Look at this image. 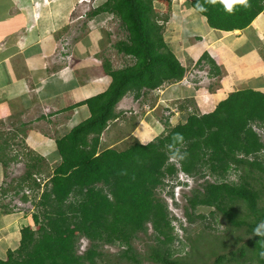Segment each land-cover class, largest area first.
<instances>
[{
  "label": "trees",
  "instance_id": "1",
  "mask_svg": "<svg viewBox=\"0 0 264 264\" xmlns=\"http://www.w3.org/2000/svg\"><path fill=\"white\" fill-rule=\"evenodd\" d=\"M198 2L203 4L204 0H190L189 4L199 11ZM250 5L237 8L234 15L227 14L220 4L205 5L208 11L199 12L210 27L234 31L248 27L264 11V0H250ZM99 12H110L120 19L126 38L115 42L114 47L130 57V63L114 68L105 59L111 78L109 88L87 99L91 115L56 140L61 162L53 168L41 195L32 196L38 208L32 213L38 227L23 225L19 246L8 249L6 257H0V264H100L97 258L104 254L105 244L122 246L114 264H142L146 259L154 264H199L192 261L193 253L173 257L172 244L178 237L169 206L158 195V189H164L166 178H174L179 171L204 175L205 167L216 179L193 190L189 208L213 207V216L219 211L228 224L244 225L248 232L243 246L230 254L218 253L209 264H246L248 260L264 264L259 256L264 241L253 234L257 223L264 220V204H260L263 191L250 180L254 170L264 175V136L255 129V125L264 126V91L250 87L233 91L213 110L192 113L185 122L170 128L166 116L163 120L168 129L164 127L163 134L147 143L137 141L124 150L100 149L101 135L109 121L120 116L116 105L129 91L135 98L142 97L149 90L181 81L188 67L165 40L166 17L159 16L154 0H106L93 10V14ZM202 57L211 60L210 75L220 74V66L208 53ZM177 132L185 138L181 151L187 152V158L168 163L165 145ZM43 160L35 156L27 164L14 187L15 196L25 186L40 189L34 174L41 173ZM242 168L239 180L227 179ZM29 198L21 195L24 201ZM238 201L247 205L251 220L246 215L240 217L235 207ZM187 215L191 222L196 218L190 212ZM197 217L206 216L200 213ZM149 225L157 243L143 255L133 241L141 232L148 233ZM82 237L89 239L90 245L79 252Z\"/></svg>",
  "mask_w": 264,
  "mask_h": 264
},
{
  "label": "crops",
  "instance_id": "2",
  "mask_svg": "<svg viewBox=\"0 0 264 264\" xmlns=\"http://www.w3.org/2000/svg\"><path fill=\"white\" fill-rule=\"evenodd\" d=\"M58 1L60 0H0V25L4 27V32L0 35V189L4 184L5 166L13 162H9L4 154L9 140L4 134L7 125L23 136L29 148L38 152L35 156L45 157L50 162V168H54L61 158L56 140L91 115L85 101L106 91L111 84L104 66L111 38L108 30L103 28V22L111 16H117L109 13L105 19L96 22L95 17L102 13L93 14V10L99 6V0L95 1L97 6L91 0H68V5L57 15L53 5ZM86 2H91L93 6H89V20L84 22L86 29L94 28L92 39H89V36L92 37L90 33L79 29L81 26H70L67 22L76 5L85 6ZM189 9L188 22L179 23L177 32L184 41L183 48L173 49L174 52L181 63L188 67V71L189 66L197 63L206 52L220 66L221 72L217 77L223 75L216 91L199 94L203 96V100L211 101L212 97L216 107L219 101L233 91L246 88L245 85L239 86L240 84L252 81L256 89L264 91V11L248 27L224 31L210 27L207 18L191 5ZM66 40L69 42L67 46L63 45ZM249 41L250 46L239 47ZM173 44L172 42V46ZM68 52H72V55ZM201 60L193 72L200 74L199 66L206 64L203 71L209 76L211 60L203 57ZM196 78L194 86L200 77ZM162 86L147 93L159 91ZM194 86L192 89L196 91ZM194 95L197 96L198 93L195 92ZM140 98L143 99V96L135 98L134 92L129 91L121 99L116 112L121 115L122 106H128ZM146 119L148 121L144 123L148 126L154 118ZM143 126L139 125L134 130L135 138L131 140L129 138L132 137H127L126 145L123 143L125 139H117L115 146L110 143L102 149L124 150L137 141H143L142 138L149 137L150 140L143 141L147 143L162 133H150L152 131L148 127L143 129ZM24 130L26 136L22 134ZM31 131L43 135L47 141L44 142L45 148L42 144H34ZM13 237L9 232L7 240L5 237L0 239V252L4 253L5 248L7 251L12 249L8 246V241H12ZM20 238L21 232L17 242H20Z\"/></svg>",
  "mask_w": 264,
  "mask_h": 264
},
{
  "label": "rangeland",
  "instance_id": "3",
  "mask_svg": "<svg viewBox=\"0 0 264 264\" xmlns=\"http://www.w3.org/2000/svg\"><path fill=\"white\" fill-rule=\"evenodd\" d=\"M96 0H91L94 3ZM100 4L104 0H99ZM98 1V5L99 4ZM91 2H86L87 4L83 6V4H77L75 10L69 14L67 22L70 26H81L84 32L90 33L92 37L89 36V39L93 38V30L92 27H84V22L88 21V8L93 6ZM157 10H159V16H165L166 20L164 23V36L167 43L174 50L183 48L184 41L179 38L178 35V26L180 24H184L188 22L189 15V3L190 0H154ZM68 0H60L53 5V8L57 12V15L61 14L63 7L68 5ZM187 5V6H186ZM97 6V5H96ZM87 13V14H86ZM110 12H102L97 15L95 18L96 22L99 20L105 19ZM117 16V15H116ZM161 18V17H160ZM86 24V23H85ZM91 25V24H90ZM89 26V25H87ZM95 27V25H94ZM112 27V30H111ZM103 28L108 30L109 36L111 38L110 43L108 45L109 50L106 52V59H109L114 68H120L128 63H130V57H124L123 54L119 53L117 49L114 47V42L122 40L126 38V31L121 26V21L118 17L111 16L107 21L103 22ZM171 29V30H170ZM4 32V27L0 25V35ZM80 33V32H79ZM81 34V33H80ZM98 36V34L96 35ZM88 37V36H87ZM97 38V37H96ZM172 42L174 43L172 46ZM69 45L68 40L63 45ZM112 44V45H111ZM244 45H251V42H246L239 47L241 48ZM69 53V52H68ZM72 52L69 53V55ZM70 59V57L68 56ZM67 59V60H69ZM132 62V61H131ZM8 65V64H7ZM190 65V64H188ZM207 66L206 64H204ZM199 66V73H194L192 71V66H189V73L194 74L195 76L200 77L197 85L194 86L196 91L192 89V87L186 88L187 86L181 83L177 85L165 84L162 86L159 91H151L146 93L143 96V99H137L134 103H130L128 106L121 107V115L120 117L110 120L107 128V134L105 135V130L101 135V144L100 149L108 146L110 143L112 146H115V141L125 139L123 143L125 145L127 137H132L129 139L135 138L133 133L137 126H143V129H150V133H161L162 129L166 127L164 124V118L169 116V126L168 128L176 125L179 122H185L187 117L192 113L202 114L205 112H209L213 110L215 107V101L210 98L211 101L203 100V96L199 94H209L213 91H216L217 85L220 84V80L222 77H214L213 75L207 76V74L203 71L205 66ZM9 66V65H8ZM209 67V66H208ZM207 67V68H208ZM193 69H196L194 67ZM202 71V72H201ZM209 74V73H208ZM210 77V78H209ZM5 79V77H4ZM196 80V79H195ZM201 80V81H200ZM246 86L250 88H256L255 84L252 82L246 84H240L239 86ZM244 86V87H245ZM263 88V86H262ZM198 93L197 96L194 94ZM168 93V94H167ZM133 94V93H132ZM167 94V96H166ZM221 98V97H220ZM116 105V111L119 109L118 104ZM134 104V105H133ZM154 118L153 122L149 123L148 126L146 118ZM142 121V122H141ZM141 122V123H140ZM145 122V123H144ZM140 123V124H139ZM14 125V124H13ZM77 125V124H76ZM17 127V126H15ZM257 127V126H255ZM166 127V129H168ZM2 131V129H1ZM25 130L22 131V134L26 136L24 133ZM4 134L8 137V145L4 150L6 158L11 164L5 166L4 171V184L3 189H0V239L7 240L8 234L10 232L11 235H14L12 241H8V246L12 247V249H16L19 246L18 239L20 237V230L22 226L25 224L32 225L33 228H37L38 224L34 222L33 216H31L30 211H38L34 202L26 203L24 200L20 199L18 196H15V188L19 179L22 175H24L27 164L35 158V154L37 151L29 148L28 144H26V140L22 135L17 133V130L9 127L5 128ZM32 134V135H31ZM163 134V132H162ZM264 136V133H260ZM31 139H34V144H42L45 148V139L43 135H37L33 131L30 133ZM154 136V134H152ZM143 141L150 140L149 137L142 138ZM113 143V144H112ZM111 146V147H112ZM40 154V153H39ZM43 163L41 168V175L43 177H51L53 172V167L50 168V162L43 157ZM56 161V160H55ZM61 162V158L59 159ZM53 161H51V164ZM56 163V162H55ZM179 164V163H178ZM17 167V168H16ZM52 170V171H51ZM205 174L201 175H185L182 174L180 178H183L184 181H187L185 185H173L170 191L166 190V187L158 189V195L167 202L170 210V215L173 216V224L175 226V234L178 238L172 244V248L174 250L173 257H183L188 254L193 253L194 258L192 261L194 263L196 260L199 264H209L212 263L216 255L218 253L226 252L230 254V251L236 250L240 245H244L246 240L248 239V232L246 231V226L235 227L232 224H228L225 217L219 212L216 211L214 216L212 215V210L214 208L199 206L197 209L191 210L189 208L188 199L193 195L194 189H201L204 183L207 181H215V176L211 175L207 168H204ZM51 171V172H50ZM244 171V168L238 171H233L229 174L227 179L229 180H237L238 175ZM234 173V174H233ZM168 178V177H167ZM166 178V179H167ZM172 180L175 181V178ZM239 180V179H238ZM250 180L252 183L259 188H262L263 191V200H261L260 204H264V175L258 170H254L252 174H250ZM173 191V192H171ZM7 192V193H6ZM171 192V193H170ZM169 195H172L173 200H169ZM166 196V197H165ZM174 201V203H173ZM171 202V203H170ZM173 203V204H172ZM27 204V205H26ZM20 207V208H19ZM235 207L240 212V217L242 215H246L248 220H251L253 216L249 217L247 205L243 201H238L235 204ZM40 209V208H39ZM215 211V210H214ZM187 212L192 213V215L196 216L194 221H190L187 215ZM203 213L205 214V218L197 217V214ZM3 227V228H2ZM153 229L149 225L148 233L141 232L139 237L134 239L133 244L134 247L141 252L143 255L149 251L151 244H156V240L152 236ZM12 239V238H11ZM15 242L16 244H13ZM90 245L89 239L82 237L79 241V252H83ZM226 248V249H223ZM122 246L119 245H108L105 244L102 247L104 252L103 255L97 258L100 264H114L116 262V254L120 251ZM10 249V248H9ZM239 253V252H237ZM7 250L4 249V253L0 252V257H6ZM197 257H196V256ZM119 264H132L128 262H120ZM142 264H154L152 260H144ZM225 264H236L233 261H227ZM246 264H258L257 261L248 260Z\"/></svg>",
  "mask_w": 264,
  "mask_h": 264
},
{
  "label": "clouds",
  "instance_id": "4",
  "mask_svg": "<svg viewBox=\"0 0 264 264\" xmlns=\"http://www.w3.org/2000/svg\"><path fill=\"white\" fill-rule=\"evenodd\" d=\"M217 4L222 5L223 10L229 15H234L236 13L237 8H248L251 6L250 0H204L203 4L198 2L196 7L200 12H207L208 8L205 5L216 6ZM195 66L196 63L194 67ZM195 79H197L196 76L193 78L194 83H195ZM194 85L190 87H193ZM141 143H143V141H141ZM184 143H185V138L182 133L177 132L172 136L171 143L165 145V148L167 150V157H168V160L166 162L171 163L187 158V152L181 151V149L184 147ZM186 183L187 181L184 180H181V182H179V184L181 185H185ZM253 234L254 236L261 237L262 238L261 240L264 241V220L257 223V225L253 229ZM259 256L260 258L264 259V250H261L259 252Z\"/></svg>",
  "mask_w": 264,
  "mask_h": 264
},
{
  "label": "built area",
  "instance_id": "5",
  "mask_svg": "<svg viewBox=\"0 0 264 264\" xmlns=\"http://www.w3.org/2000/svg\"><path fill=\"white\" fill-rule=\"evenodd\" d=\"M194 65H195V63H194L193 66H192V71H194V69H193V68H194ZM194 77H195V75L189 73V71H188V72L186 73V75L184 76V78H183L181 81H178V82H176V83L178 84V83H181V82H182V84H184V85L190 87V86H192V85L195 84L194 81H193V78H194ZM255 126H257V125H255ZM255 129H256L259 133H264V126H260V127L257 126V127H255ZM177 165L179 166V164H177ZM182 174L188 175V174H186V173H184V172H182V171H179V172H178V175L174 177V178H175V181L172 180V179H173L172 177H168V178H167V180H166V182H167L166 190H167V191H170V190H171L173 184L180 185L179 182H181V180H184L183 178H180ZM34 178H36V180H37L38 182L41 183L40 189H38V190L35 191L32 187H30V186H25L23 192H20V194L16 195V196H18L20 199H21V195H22L23 193L26 194V195H28L30 198H29L28 201H25V202H26V203H29V202H30V204H31V202H32V196H33V194L36 193L37 198H38V197L41 195L42 191L44 190L47 181L50 179L49 177H48V178H47V177H43V176L41 175V173H39V174H38V173H35V174H34ZM165 197H166V196H165ZM173 198H174V197H173L172 195H169V200H170V199L173 200ZM170 203H171V202H170ZM173 203H174V201H173ZM173 203H172V204H173ZM26 205H27V204H26ZM19 208H20V207H19ZM30 212H31V216H33V215H32L33 211H30Z\"/></svg>",
  "mask_w": 264,
  "mask_h": 264
}]
</instances>
